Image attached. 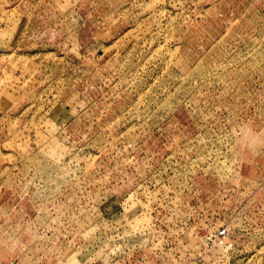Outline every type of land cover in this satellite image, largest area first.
Here are the masks:
<instances>
[{
  "label": "rangeland",
  "instance_id": "obj_1",
  "mask_svg": "<svg viewBox=\"0 0 264 264\" xmlns=\"http://www.w3.org/2000/svg\"><path fill=\"white\" fill-rule=\"evenodd\" d=\"M0 264H264V0H0Z\"/></svg>",
  "mask_w": 264,
  "mask_h": 264
}]
</instances>
